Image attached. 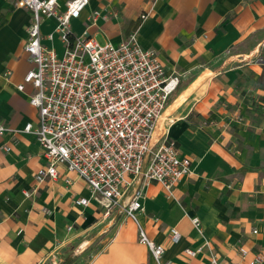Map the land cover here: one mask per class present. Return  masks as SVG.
Here are the masks:
<instances>
[{
    "label": "crops",
    "instance_id": "0c3cea01",
    "mask_svg": "<svg viewBox=\"0 0 264 264\" xmlns=\"http://www.w3.org/2000/svg\"><path fill=\"white\" fill-rule=\"evenodd\" d=\"M67 1L58 0L60 12ZM14 2L0 0V123L8 130L0 137V264H155L137 225L116 210L104 216L76 175L58 166L55 180L36 187L47 160L22 131L37 121L34 90L17 91L33 68L24 52L31 14ZM93 11L104 16L88 28L94 41L117 45L134 34L179 77L153 141H174L192 174L171 195L157 183L145 187L137 219L147 237L169 264H209L211 255L220 264H264V0H89L70 37ZM55 27L42 22L41 43L62 56ZM78 199L90 203L75 206ZM188 249L201 251L188 257Z\"/></svg>",
    "mask_w": 264,
    "mask_h": 264
},
{
    "label": "built area",
    "instance_id": "2783aa9c",
    "mask_svg": "<svg viewBox=\"0 0 264 264\" xmlns=\"http://www.w3.org/2000/svg\"><path fill=\"white\" fill-rule=\"evenodd\" d=\"M88 1L69 0L63 12L58 0L14 2L15 8L31 14L24 52L33 68L17 91L23 92L24 85L34 90L28 102L37 110V121L25 124L22 131L35 138L47 160L35 174L36 187L47 178L55 180L57 167H63L85 183L90 200L104 216L116 210L137 225L138 242L155 264H169L163 260L164 247L147 237L137 217L143 211L145 187L157 183L171 195L174 186L192 174L190 161L174 141L166 135L153 141L179 77L168 75L156 54L142 49L134 34L117 45L94 41L88 28L104 19L98 11L86 18L87 28L80 36L70 37V21L79 18ZM45 19L56 22L54 33L65 46L62 56L41 43ZM47 38L52 40V35ZM7 131L0 123V137ZM90 200L74 204L86 207ZM190 221L201 235L200 220ZM179 238L173 231L172 242ZM200 251L188 249L185 254L195 257ZM209 264H220L216 255L210 256ZM249 264H262V259L255 257Z\"/></svg>",
    "mask_w": 264,
    "mask_h": 264
},
{
    "label": "trees",
    "instance_id": "16d2710c",
    "mask_svg": "<svg viewBox=\"0 0 264 264\" xmlns=\"http://www.w3.org/2000/svg\"><path fill=\"white\" fill-rule=\"evenodd\" d=\"M74 259H65L61 264H71L73 262Z\"/></svg>",
    "mask_w": 264,
    "mask_h": 264
},
{
    "label": "rangeland",
    "instance_id": "374dc122",
    "mask_svg": "<svg viewBox=\"0 0 264 264\" xmlns=\"http://www.w3.org/2000/svg\"><path fill=\"white\" fill-rule=\"evenodd\" d=\"M101 44V43H100Z\"/></svg>",
    "mask_w": 264,
    "mask_h": 264
}]
</instances>
